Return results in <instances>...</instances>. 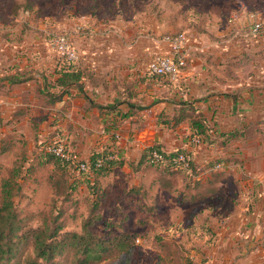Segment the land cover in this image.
Instances as JSON below:
<instances>
[{
  "label": "crops",
  "instance_id": "1",
  "mask_svg": "<svg viewBox=\"0 0 264 264\" xmlns=\"http://www.w3.org/2000/svg\"><path fill=\"white\" fill-rule=\"evenodd\" d=\"M68 31L80 54V81L68 88L51 87L59 96L55 101L43 93L42 85L32 88L36 100L39 93L46 103L48 120L56 121L57 130L83 159L89 161L103 149L119 151L124 163L102 177L105 192L112 173L129 167L136 175H152L155 186L173 194L174 206L190 203L180 200L181 191L189 198L199 193L200 200L191 204L207 203V210L205 221L193 231L204 226L210 232H196L205 243V264H264V59H258L264 57V43L247 47L231 26L214 27V35L195 34L181 81L170 83L146 70L157 49L155 31L137 22L103 23L97 15L80 17ZM46 46L38 61L55 68L50 74L53 82L48 79L54 85L59 59ZM15 61L5 71L4 83L13 91L1 99L3 108L21 105L22 91L31 88L27 82L43 78L37 71L23 72ZM28 62L35 66L34 58ZM18 75L23 76L21 82L9 78ZM198 115L215 142H191L192 119ZM151 127L153 141L147 143ZM153 145L191 151L194 169L173 177L169 187L160 180L165 173L135 170L144 149ZM197 181L199 189L193 188ZM138 188L142 198L149 196L142 181L132 190ZM153 200L157 204L155 196Z\"/></svg>",
  "mask_w": 264,
  "mask_h": 264
},
{
  "label": "rangeland",
  "instance_id": "2",
  "mask_svg": "<svg viewBox=\"0 0 264 264\" xmlns=\"http://www.w3.org/2000/svg\"><path fill=\"white\" fill-rule=\"evenodd\" d=\"M252 12L264 19V0H0V101L13 91L9 88L12 85L4 83L5 71L12 69V59L23 68V72L37 71L43 74L42 81L38 77L32 83L27 82L31 88L22 91L21 105L13 108L0 105V147L7 145L10 148L0 156V178L8 175L15 161L25 158V164L29 165L39 146L49 145L64 137L57 130L56 121L48 120L47 105L40 99L39 93L36 100L32 87H45L44 78L50 80V74L55 70L46 68V64L38 61L40 53L45 51L46 45L50 46L52 38L69 33L68 29L71 30L80 17L97 15L103 23L117 20L137 22L140 28L155 31L156 36L189 30L202 37L214 35V27L221 30L230 27L229 18L233 13L239 14L235 29L243 33ZM229 37H233V34L225 38ZM257 51L258 55L262 53V50ZM32 58L35 66L29 65L28 61ZM258 59L263 60L264 57ZM48 83L50 87H55ZM31 102L33 106L28 104ZM152 136L153 127L150 133H146V137H150L146 139L147 143L153 141ZM50 171L51 166L46 165L25 181L20 180L22 193L15 192V202L24 213L64 209L66 229L82 232L83 223L90 215L89 205L85 202L88 187L81 186L74 194L82 201L79 205L72 202V198L67 203L63 202L54 195L47 181ZM79 175L76 169L71 168L68 172L71 181ZM141 181L147 188L148 197L142 198L143 193L135 189V193L131 192ZM106 183L107 193L100 210L103 217L89 229L99 235L122 230L134 232L137 240L131 264L206 262L207 255L203 252L205 243L193 228L205 221L204 211L207 209L204 207L207 203L174 206L175 202L171 199L173 194L155 186L152 175H136L129 167L117 169ZM150 207L151 210H148ZM39 223L38 220L33 222L34 225ZM176 225L184 230L177 229ZM60 264L71 263L65 259Z\"/></svg>",
  "mask_w": 264,
  "mask_h": 264
},
{
  "label": "trees",
  "instance_id": "3",
  "mask_svg": "<svg viewBox=\"0 0 264 264\" xmlns=\"http://www.w3.org/2000/svg\"><path fill=\"white\" fill-rule=\"evenodd\" d=\"M59 64L56 70L59 77L54 81L53 86L64 88L72 82L80 81L82 72L78 69L77 64H63L60 61ZM21 77L23 76L18 75V77L12 76L9 78L15 80L14 83H18L23 80ZM167 80L170 83H175L169 78ZM44 84L43 93L51 101L57 100L59 96L51 91L48 79L45 78ZM176 120L179 121V118H176ZM192 126L194 128L192 136L200 137L203 141L210 138L211 141L209 128L200 115L192 119ZM215 141L216 139L211 142ZM9 149L7 145L0 147V156L8 152ZM155 150L163 154L162 160L153 161L152 153ZM181 152L192 155L191 151L186 149L166 151L160 145L147 147L144 149L139 163L134 165V169L154 168L165 173L163 174L165 176L161 177L160 180L169 187L173 177L180 175L184 177L194 169V162L191 170L175 168L174 158ZM24 159L15 161L8 175L0 178V264H60L65 259H69L71 264L132 263L137 240V235L134 232L122 230L116 233L99 235L89 229V226H92L103 217L100 213L105 200L102 177L107 176L115 167L124 163L119 151L115 148L96 151L89 160L90 169L81 171L79 177H76L73 181L68 178V172L71 168L74 169L72 165L62 157L49 151L48 145L38 147L29 165L25 164ZM99 160L101 164H98ZM46 165L51 166L47 181L54 195L61 198L63 202H68L72 198V202L79 205L82 201L74 194L78 192L81 186L88 187L85 202L89 205L90 215L83 223L82 232L66 229L65 211L61 207V210L57 212L31 211L24 213L15 202V192L22 193L23 186L20 180L25 181L26 178L43 170ZM193 188L199 189L198 181ZM135 191L142 192L141 188ZM131 192L133 193L134 190ZM179 196L182 202L195 203V201L200 200L199 193L189 198L185 191H181ZM148 210H151V207ZM36 220L40 222L38 225L33 224ZM176 228L184 230L179 225H176ZM196 232L210 233L204 226L200 227L199 230H195Z\"/></svg>",
  "mask_w": 264,
  "mask_h": 264
},
{
  "label": "built area",
  "instance_id": "4",
  "mask_svg": "<svg viewBox=\"0 0 264 264\" xmlns=\"http://www.w3.org/2000/svg\"><path fill=\"white\" fill-rule=\"evenodd\" d=\"M251 24L246 31L240 33L236 31V21L239 14L233 13L229 18L230 26L235 37H242L247 47L261 45L264 43V19L257 17L255 12L249 13ZM153 42L157 49L152 53V57L147 65V73L151 76H161L169 78L175 82H180L182 74L190 58V49L195 42L194 34L189 31L168 33L161 36H154ZM50 47L55 51L58 59L63 64H77L80 59L78 48L71 35L60 34L49 41ZM191 142L195 145H202L204 141L197 136H192ZM48 150L55 155L62 157L69 162L78 172L90 169L89 161L83 159L81 155L73 150L64 138H59L56 142L48 145ZM153 161L163 159V154L155 150L152 153ZM194 162L190 153L181 152L174 158L175 168L191 170ZM101 164V161H98ZM205 264V263H204Z\"/></svg>",
  "mask_w": 264,
  "mask_h": 264
},
{
  "label": "water",
  "instance_id": "5",
  "mask_svg": "<svg viewBox=\"0 0 264 264\" xmlns=\"http://www.w3.org/2000/svg\"><path fill=\"white\" fill-rule=\"evenodd\" d=\"M75 83H72L71 85H74ZM70 85H67L66 88H68Z\"/></svg>",
  "mask_w": 264,
  "mask_h": 264
}]
</instances>
